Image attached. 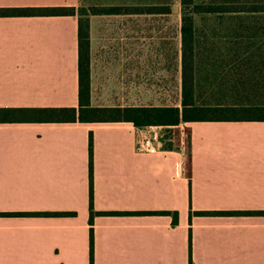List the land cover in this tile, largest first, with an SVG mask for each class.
I'll use <instances>...</instances> for the list:
<instances>
[{"label":"crops","instance_id":"1","mask_svg":"<svg viewBox=\"0 0 264 264\" xmlns=\"http://www.w3.org/2000/svg\"><path fill=\"white\" fill-rule=\"evenodd\" d=\"M80 3L131 7L85 15L91 104L169 106L176 96L182 106L183 13L172 14L170 0H0V7ZM146 6L163 9L136 8ZM217 15H194L197 34L200 19ZM226 52L217 59L233 82H212L200 93L196 69L197 101L264 103V81L255 85L259 76L233 56L237 49ZM241 64L252 77L251 98L242 97L236 80ZM79 101V15L0 16V107ZM147 125L172 126L175 141L162 143L167 150L158 154H140L139 125L130 120L0 122V264H91V132L94 208L120 212L95 215L94 264H190L191 210H264L263 120ZM147 210L171 213H138ZM33 211L76 213H25ZM192 231L194 264H264V215L195 213Z\"/></svg>","mask_w":264,"mask_h":264},{"label":"trees","instance_id":"2","mask_svg":"<svg viewBox=\"0 0 264 264\" xmlns=\"http://www.w3.org/2000/svg\"><path fill=\"white\" fill-rule=\"evenodd\" d=\"M183 13V100L182 106H93L90 102V29L85 17L92 14L129 12L130 6L38 5L0 7V16L79 15V106L0 107V122H89L130 120L139 126L178 124L195 120H263L262 102H199L196 99V14H264V0H181ZM140 12H162V6L136 7ZM135 8V9H136ZM90 9V11H89ZM165 10L168 7L165 6ZM171 10V7H170ZM94 138L90 134V210L91 264H94V218L96 214L119 211H96L94 208ZM32 215H71L73 211H33ZM139 214L171 213L168 210L138 211ZM264 215V210H208L190 213V264L193 261V215ZM4 214H11L4 213ZM178 211L174 223H178Z\"/></svg>","mask_w":264,"mask_h":264},{"label":"rangeland","instance_id":"3","mask_svg":"<svg viewBox=\"0 0 264 264\" xmlns=\"http://www.w3.org/2000/svg\"><path fill=\"white\" fill-rule=\"evenodd\" d=\"M129 1V0H128ZM141 1V0H140ZM161 1V0H156ZM172 14H182L181 0H170ZM82 5V3H80ZM79 5V6H80ZM83 6V5H82ZM87 5L86 7H89ZM91 7V6H90ZM91 12V11H90ZM175 18L172 19V24H175ZM199 31L197 35V55L196 61H198L197 69V81L199 84V92H205L208 89L210 91L213 84L216 82L229 81L233 82V78L228 79L226 75L222 74V70L226 69V65L223 64V60L217 58H224L227 56V49H237V54L231 53L229 56H235L239 62L246 61L247 69L252 65L259 78H253L255 85L263 84V77L260 74L264 73V14H226L217 15L212 18H202L198 22ZM178 54L176 45L173 40L172 33V52H171V66H172V93L177 94L178 88L176 87V80L178 76L177 60ZM216 58V59H212ZM233 59V58H231ZM224 63L226 61L224 60ZM243 64L236 69L237 81L240 84L242 97H252L250 92L252 88V77L250 72L243 76ZM244 85V86H243ZM254 91H260L258 88H254ZM248 95V96H246ZM257 95V93H256ZM176 96L172 99L171 105L176 104Z\"/></svg>","mask_w":264,"mask_h":264},{"label":"built area","instance_id":"4","mask_svg":"<svg viewBox=\"0 0 264 264\" xmlns=\"http://www.w3.org/2000/svg\"><path fill=\"white\" fill-rule=\"evenodd\" d=\"M176 132L172 126L167 125H145L138 127V136L136 140V152L140 154H158L167 149L161 147L162 143L167 141L174 142ZM179 168V167H178ZM181 172L177 171L179 176Z\"/></svg>","mask_w":264,"mask_h":264}]
</instances>
